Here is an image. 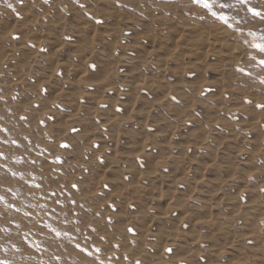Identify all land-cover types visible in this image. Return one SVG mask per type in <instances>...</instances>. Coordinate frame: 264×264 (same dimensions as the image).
<instances>
[{
  "label": "rangeland",
  "instance_id": "obj_1",
  "mask_svg": "<svg viewBox=\"0 0 264 264\" xmlns=\"http://www.w3.org/2000/svg\"><path fill=\"white\" fill-rule=\"evenodd\" d=\"M220 2L0 0V264H264V0Z\"/></svg>",
  "mask_w": 264,
  "mask_h": 264
},
{
  "label": "snow or ice",
  "instance_id": "obj_2",
  "mask_svg": "<svg viewBox=\"0 0 264 264\" xmlns=\"http://www.w3.org/2000/svg\"><path fill=\"white\" fill-rule=\"evenodd\" d=\"M195 2L199 3V2H203L205 7H210L209 4V0H195ZM215 2L218 4L219 7L221 8H228V7H232L231 4L229 3H224V2H220V0H215ZM242 2H244V0H242ZM254 14L256 16H260L259 12H256L255 10H253ZM262 51H264V48H261ZM261 63H264V61H261Z\"/></svg>",
  "mask_w": 264,
  "mask_h": 264
}]
</instances>
